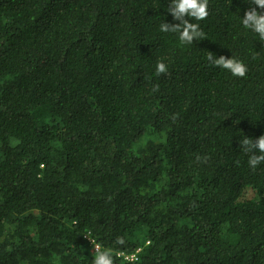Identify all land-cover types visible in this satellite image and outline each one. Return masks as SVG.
<instances>
[{"label": "trees", "instance_id": "16d2710c", "mask_svg": "<svg viewBox=\"0 0 264 264\" xmlns=\"http://www.w3.org/2000/svg\"><path fill=\"white\" fill-rule=\"evenodd\" d=\"M169 4L0 0V264H92L88 233L150 240L139 264H264V162L239 143L264 135L254 5L208 0L184 45Z\"/></svg>", "mask_w": 264, "mask_h": 264}, {"label": "clouds", "instance_id": "9594fccd", "mask_svg": "<svg viewBox=\"0 0 264 264\" xmlns=\"http://www.w3.org/2000/svg\"><path fill=\"white\" fill-rule=\"evenodd\" d=\"M249 2L254 7H250L245 11L241 21L242 25L244 28L258 34L260 40L264 41V0H249ZM257 8L261 9V11L258 12ZM168 12L178 22H163L160 24V31L178 34L180 43L184 45H190L194 40L205 38V33L201 30L200 25L191 22L189 17L196 21L206 19L209 15L208 0H170ZM207 60L216 67L228 70L235 77L243 78L248 72V68L243 61L235 57L228 58L223 55L217 57L212 52H209ZM155 71L157 75L164 74L168 71V67L163 60H158ZM153 90L158 91V85ZM239 143L246 154H251L248 163L252 169H255L259 164L264 162V135L256 139L244 136ZM257 152L259 155L256 154ZM90 237V233L86 234V239H89L94 247L92 264H116V259H121L123 264H139L140 254L143 252V249L151 245V241L148 240L144 243L143 247L128 252L120 250L119 247L104 248L94 239H90ZM115 244L123 247L126 246L127 241L121 236L116 238Z\"/></svg>", "mask_w": 264, "mask_h": 264}, {"label": "built area", "instance_id": "2783aa9c", "mask_svg": "<svg viewBox=\"0 0 264 264\" xmlns=\"http://www.w3.org/2000/svg\"><path fill=\"white\" fill-rule=\"evenodd\" d=\"M91 250L94 251V247Z\"/></svg>", "mask_w": 264, "mask_h": 264}]
</instances>
